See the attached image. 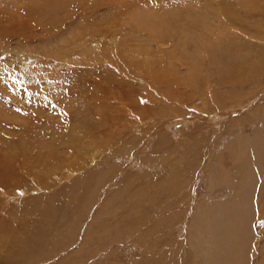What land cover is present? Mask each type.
<instances>
[{
    "label": "rangeland",
    "instance_id": "rangeland-1",
    "mask_svg": "<svg viewBox=\"0 0 264 264\" xmlns=\"http://www.w3.org/2000/svg\"><path fill=\"white\" fill-rule=\"evenodd\" d=\"M0 264H264V0H0Z\"/></svg>",
    "mask_w": 264,
    "mask_h": 264
},
{
    "label": "bare ground",
    "instance_id": "bare-ground-1",
    "mask_svg": "<svg viewBox=\"0 0 264 264\" xmlns=\"http://www.w3.org/2000/svg\"><path fill=\"white\" fill-rule=\"evenodd\" d=\"M258 137H259V136H258ZM242 138H243V137H242ZM259 139H260V137H259ZM259 143H260V141H259ZM255 145H256V150H257V148H258V144L256 143ZM262 145H263V144H262ZM260 146H261V145H260ZM249 147H250V146H249ZM261 147H262V146H261ZM261 147H260V148H261ZM249 150H250V149H249ZM259 150H260V149H259ZM256 152H257V151H256ZM244 153H245V155H246L247 158L244 157V156H243V158L245 159V162L247 163V161H248V157H250V156L252 157V154H250V153H252V152H251V150H250V153H249V151H248V152H244ZM248 154H249V155H248ZM256 155H257V154H256ZM252 158H253V157H252ZM256 158H257V157H256ZM94 160H95V159H94ZM243 161H244V160H243ZM252 161H254V160H252ZM245 162H244V163H245ZM246 163H245V164H246ZM250 166H251V165H250ZM253 166H254V165H253ZM248 168H251V167H248ZM252 168H254V167H252ZM206 177H207V176H206ZM230 205H234V204H230ZM237 205H238V204H237ZM238 207H239V206H238ZM235 209H237L236 204H235ZM235 209H233L234 212H236ZM237 210H239V208H238ZM233 211H232V212H233ZM243 216H244V215H243ZM243 216L240 218V223H241V225H242V222H243V221H242V220H243ZM230 221H231V220H230ZM232 221H234V220H232ZM232 221H231V223H232ZM241 221H242V222H241ZM231 223H230V224H231ZM234 223H235L234 226H233L232 224L229 225V226H230V227H231V226H232V227H237L238 225H240L239 220H238V221H234ZM229 226H228V227H229ZM240 227H241V226H240ZM235 229H236V228H235ZM231 230H232V229H231ZM233 233H234V232H228V230H227V235H228L229 237H230Z\"/></svg>",
    "mask_w": 264,
    "mask_h": 264
}]
</instances>
